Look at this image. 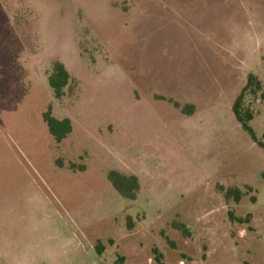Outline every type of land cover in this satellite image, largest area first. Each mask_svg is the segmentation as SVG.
Returning <instances> with one entry per match:
<instances>
[{"label":"rangeland","instance_id":"rangeland-1","mask_svg":"<svg viewBox=\"0 0 264 264\" xmlns=\"http://www.w3.org/2000/svg\"><path fill=\"white\" fill-rule=\"evenodd\" d=\"M263 91L264 0H0V264H264Z\"/></svg>","mask_w":264,"mask_h":264},{"label":"trees","instance_id":"trees-1","mask_svg":"<svg viewBox=\"0 0 264 264\" xmlns=\"http://www.w3.org/2000/svg\"><path fill=\"white\" fill-rule=\"evenodd\" d=\"M72 82L73 78L66 65L63 62L56 60L53 63L52 71L49 75V84L54 91L55 97L57 99L63 98L66 95V88L69 87ZM262 90L263 82L255 74H250L246 85L233 105V111L236 118L242 123L243 127L253 135L254 132L249 125V122L254 118V114L250 110H244V100L249 91L257 93ZM262 97L264 98V91ZM43 116L51 134L59 143L66 139L74 130L72 119L69 117L62 119L57 118L53 115L51 107ZM261 144L264 146L263 143ZM109 180L124 197L130 199L137 198L141 185L140 180L136 175H125L119 171L112 170L109 173ZM228 194L234 195L237 200H240L241 198L240 190L238 188L230 189ZM231 217L233 220L244 222L243 218H237L233 213H231ZM123 259L124 257H121L120 261H123Z\"/></svg>","mask_w":264,"mask_h":264}]
</instances>
